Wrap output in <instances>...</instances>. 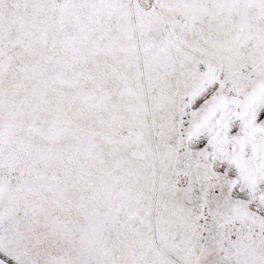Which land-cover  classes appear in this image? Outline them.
Returning a JSON list of instances; mask_svg holds the SVG:
<instances>
[{
  "label": "snow or ice",
  "instance_id": "1",
  "mask_svg": "<svg viewBox=\"0 0 264 264\" xmlns=\"http://www.w3.org/2000/svg\"><path fill=\"white\" fill-rule=\"evenodd\" d=\"M0 264H264V0H0Z\"/></svg>",
  "mask_w": 264,
  "mask_h": 264
}]
</instances>
